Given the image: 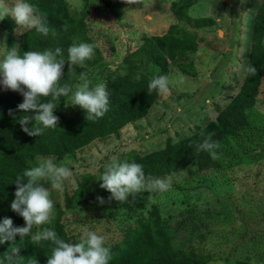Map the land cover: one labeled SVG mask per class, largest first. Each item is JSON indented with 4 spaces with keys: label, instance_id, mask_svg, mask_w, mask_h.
Instances as JSON below:
<instances>
[{
    "label": "rangeland",
    "instance_id": "obj_1",
    "mask_svg": "<svg viewBox=\"0 0 264 264\" xmlns=\"http://www.w3.org/2000/svg\"><path fill=\"white\" fill-rule=\"evenodd\" d=\"M64 1L74 17L88 9L93 41L103 59L96 73L121 85H127L124 79L130 76L122 60L125 54L138 47L143 37L162 35L174 22L169 11L173 0H140L135 5L123 0ZM261 1L197 0L187 14L209 18L213 24L196 30L198 41L191 56V76L169 68L170 92L157 94L146 116L124 126L117 137L94 140L62 160L36 156L27 162L30 169L41 158L50 157L73 172L62 191L51 190L53 212L57 207L61 209L60 221L68 234L79 240L87 229L103 235L106 243H115L124 228L134 226L139 219L146 220L154 205L172 247L206 253L211 257L209 264L264 263V79L259 87L258 108L248 113L255 125L240 145L231 143L230 153L238 157L230 161L229 156L222 157L221 170L205 171L197 177L185 173L170 175L171 187L167 191L139 201L116 202L97 209L89 204L65 208L67 198L85 175L91 177L87 185L91 194L104 192L99 183L101 174L128 152L144 155L156 151L166 139L181 140L215 119L237 93L245 75L250 26ZM10 21L14 24L11 34L17 38L20 34L14 21ZM2 29L0 45L6 46ZM4 52L0 46V56ZM3 91L0 85V93ZM71 102L70 93L69 105L74 111L81 109ZM243 149L254 160L243 155ZM43 183L50 188L46 181ZM39 230L34 228L33 233Z\"/></svg>",
    "mask_w": 264,
    "mask_h": 264
},
{
    "label": "trees",
    "instance_id": "obj_2",
    "mask_svg": "<svg viewBox=\"0 0 264 264\" xmlns=\"http://www.w3.org/2000/svg\"><path fill=\"white\" fill-rule=\"evenodd\" d=\"M47 17L49 34L38 33L35 29L26 30L17 38L12 36L14 24L8 17L4 18L0 27L7 39L6 46L11 48L19 45L22 54L27 50H43L60 47L67 58V48L81 42L94 45V57L85 62L84 67L75 69L77 77L68 74V64L65 62L61 84H69L71 89L81 83L79 73H84L94 84L105 83L109 94L108 111L103 118L86 120V113L79 109L74 111L68 103L70 94L62 97L54 109V115L59 117L56 128L45 130L39 137L28 136L21 130L18 123L24 115L17 109L23 96L18 92L5 90L0 93V220L11 218L14 226L21 227L23 218L13 212L10 204L16 190L15 180L28 169L27 162L36 156H50L56 160L72 155L79 149L89 145L94 140H104L109 136L117 137L119 130L129 123L144 118L157 98V92L148 90L149 81L158 76L168 74L169 68L191 76L193 72L191 56L197 49L196 30L209 28L213 21L206 17L192 18L188 9L197 0H173L169 5L174 22L159 36L143 37L141 44L122 58L125 70L130 71L127 85H121L109 78L97 75L103 59L102 54L93 41V34L88 19V9L82 10L78 16L70 14L64 0H28ZM264 0L259 4L250 26L247 67L254 66L255 75L247 71L237 93L228 100L226 105L217 112L215 119L204 128L197 129L193 134L176 142L166 139L164 146L156 151L140 155L130 151L119 162H136L143 166L146 176L165 178L177 173H185L197 177L205 171L222 169L220 159L229 156V161L238 157L230 153L231 143L240 145L247 131L255 125L249 112L258 108L257 97L259 87L264 79ZM12 110V114H9ZM28 115H34L28 112ZM31 127V124L28 125ZM211 134V139L217 141L220 147L216 150L217 158L213 159L206 151L200 150V144ZM248 159H253L250 153L244 152ZM117 161V162H118ZM26 182V181H25ZM91 177L85 175L73 194L67 198L66 209L78 205L89 204L94 209L115 205L117 201H109L108 191L98 190L91 194L88 183ZM100 184L102 181L99 182ZM159 192H142L135 199L156 196ZM103 196L100 204L97 197ZM62 211L59 207L53 212L48 228L56 231L58 237L67 243H77L79 240L66 232L61 223ZM12 244H0V258L18 247V264H27V258L35 256L39 264H47L53 245L50 241L34 243L31 238L15 237ZM111 247L113 258L109 264H209L210 255L193 251L192 249L174 248L170 244L169 233L160 220L156 206H151L146 220L139 219L132 227L124 228L120 240L106 243ZM236 264H257L248 261H238ZM264 264V263H263Z\"/></svg>",
    "mask_w": 264,
    "mask_h": 264
},
{
    "label": "clouds",
    "instance_id": "obj_3",
    "mask_svg": "<svg viewBox=\"0 0 264 264\" xmlns=\"http://www.w3.org/2000/svg\"><path fill=\"white\" fill-rule=\"evenodd\" d=\"M128 5H135L140 0H123ZM10 18L16 25L18 34L25 30L35 29L38 33L47 36L49 28L45 13L39 11L28 0H0V20ZM5 52L0 56V85L5 90L18 92L23 96L22 103L17 109L25 113L20 116L18 123L21 130L28 136L39 137L47 129L57 127L59 117L54 115L60 98L71 93V105L79 106L86 113V120L103 118L108 111L109 94L105 83L94 86L84 73H79L81 81L73 92L70 85L61 84L64 75L65 62L68 64V74L77 77V66L84 67L85 62L94 57V45L81 42L67 48V58L60 47L45 48L43 50H27L22 54L19 45L11 48L0 45ZM246 71L255 75L254 66H248ZM170 80L166 75L152 78L148 90L158 94L170 92ZM35 113L28 115V112ZM12 114V110H9ZM31 124V127L28 125ZM200 150L217 158L216 150L219 142L211 139V134L200 144ZM73 176V172L66 166L58 165L52 158H41L39 163L25 170L15 180L16 190L10 204L13 212L24 220V226L13 225L11 218L0 220V244L31 237L34 243L50 241L53 245L47 264H109L113 258L111 247L106 245V238L94 231L85 229L77 243H67L58 237L56 231L43 228L51 222L54 203L51 199V190L62 191L65 182ZM26 181V182H25ZM44 181L50 188H45ZM100 187L111 195L109 201L127 203L129 197H135L142 192H163L171 187V178L146 176L143 166L136 162H114L101 174ZM97 201L103 204L102 197ZM40 229L33 233V229ZM19 248L12 247L11 251L0 258V264H18L22 259L18 256ZM27 264H39L35 256L27 258Z\"/></svg>",
    "mask_w": 264,
    "mask_h": 264
}]
</instances>
